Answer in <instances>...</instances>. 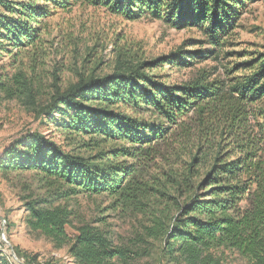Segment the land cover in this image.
Returning <instances> with one entry per match:
<instances>
[{
  "label": "trees",
  "instance_id": "16d2710c",
  "mask_svg": "<svg viewBox=\"0 0 264 264\" xmlns=\"http://www.w3.org/2000/svg\"><path fill=\"white\" fill-rule=\"evenodd\" d=\"M24 1L0 0V59L35 46L50 7L71 4ZM85 1L128 21L204 27L220 47L252 0ZM198 54L130 65L121 57L109 75L56 86L39 110L46 119L60 114L53 120L63 143L32 133L0 158L3 177H32L19 194L31 238L66 250L74 264H227L229 255L264 264V53L239 64L247 73L229 84L174 85L152 73L167 63L187 67ZM19 84L38 109L26 79ZM14 252L16 264L25 262Z\"/></svg>",
  "mask_w": 264,
  "mask_h": 264
},
{
  "label": "rangeland",
  "instance_id": "374dc122",
  "mask_svg": "<svg viewBox=\"0 0 264 264\" xmlns=\"http://www.w3.org/2000/svg\"><path fill=\"white\" fill-rule=\"evenodd\" d=\"M68 1V9L50 7L51 16L39 24L41 37L35 46L20 52L10 49L12 55L1 56L0 83H4V90H0V158L10 146L30 139L32 133L62 144L63 135L57 120H53V116L61 119L60 114L46 119L39 108L49 103L56 86L65 90L81 75H109L121 57L130 65L179 50L198 52L200 58L195 57L187 67L167 63L152 73L167 84L200 79L229 84L232 77L247 73L239 64L264 53V0L244 4L234 26L221 38L220 47L210 44L204 27L178 30L150 16L128 21L85 0ZM23 79L32 88L38 109L19 95V81ZM26 179L32 183L29 175L5 178L0 174L1 264L19 263L13 257L15 249L25 258L21 264L36 256L37 264H74L66 250H55L48 241L31 238L23 227L19 194ZM81 202L83 208L93 209L91 200ZM227 264L245 262L229 255Z\"/></svg>",
  "mask_w": 264,
  "mask_h": 264
},
{
  "label": "water",
  "instance_id": "95a60500",
  "mask_svg": "<svg viewBox=\"0 0 264 264\" xmlns=\"http://www.w3.org/2000/svg\"><path fill=\"white\" fill-rule=\"evenodd\" d=\"M5 241V240H4ZM13 255H14V257L16 258V255H15V252L13 251Z\"/></svg>",
  "mask_w": 264,
  "mask_h": 264
}]
</instances>
